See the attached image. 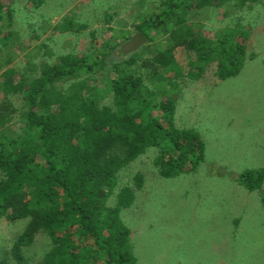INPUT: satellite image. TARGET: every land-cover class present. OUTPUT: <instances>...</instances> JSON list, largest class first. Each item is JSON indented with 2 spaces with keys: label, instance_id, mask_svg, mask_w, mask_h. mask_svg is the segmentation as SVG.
Segmentation results:
<instances>
[{
  "label": "trees",
  "instance_id": "16d2710c",
  "mask_svg": "<svg viewBox=\"0 0 264 264\" xmlns=\"http://www.w3.org/2000/svg\"><path fill=\"white\" fill-rule=\"evenodd\" d=\"M16 1L0 0V56L21 46L18 33L4 28L14 20ZM256 6L264 0H166L136 25L149 43L163 37L153 54L143 46L126 58L110 57L117 48L112 36L93 61L69 53L1 73L0 220H29L11 250L16 264H29L22 249L41 232L51 247L40 264H138L123 220L137 192L121 186L125 171L153 148L162 176L197 171L206 143L196 128L178 127L183 92H176L213 67L221 80L237 77L249 56L250 24L237 21L209 37L189 15L212 7L230 17ZM74 21L69 17L59 30L86 27ZM179 47L186 49V68L176 58ZM105 70L113 78L103 89L97 83ZM133 179L142 188V173ZM236 181L257 192L264 207V167L245 169Z\"/></svg>",
  "mask_w": 264,
  "mask_h": 264
},
{
  "label": "rangeland",
  "instance_id": "374dc122",
  "mask_svg": "<svg viewBox=\"0 0 264 264\" xmlns=\"http://www.w3.org/2000/svg\"><path fill=\"white\" fill-rule=\"evenodd\" d=\"M165 1L17 0L14 20L4 28L18 33L21 46L16 43L13 55L5 50L0 56L5 64L0 75L10 67L23 70L43 61L53 63L69 53L93 61L105 37L113 36L112 43L120 46L138 32L142 17L154 16ZM224 12L211 7L189 17L209 37L237 21L250 24L245 67L227 80L217 78L210 68L176 92H183L176 123L201 133L205 160L195 172L164 177L152 164L158 153L153 148L134 160L122 178L121 186L132 185L137 192L123 220L132 230L138 264H264V207L257 192L236 181L243 170L264 167V6L230 17ZM69 17L86 27L59 30ZM161 38L147 42L145 52L153 54L154 44L164 42ZM175 55L186 68V49L177 48ZM100 75L97 84L108 88L113 74L105 70ZM18 126L15 120L13 128ZM138 171L144 177L142 188L133 179ZM28 221L0 220V264H16L11 250ZM50 247L49 237L41 232L22 253L29 264H40Z\"/></svg>",
  "mask_w": 264,
  "mask_h": 264
},
{
  "label": "water",
  "instance_id": "95a60500",
  "mask_svg": "<svg viewBox=\"0 0 264 264\" xmlns=\"http://www.w3.org/2000/svg\"><path fill=\"white\" fill-rule=\"evenodd\" d=\"M147 39L140 32H136L130 39L123 42L115 50L111 52L110 57L119 59L120 57H128L132 53L140 50L146 43Z\"/></svg>",
  "mask_w": 264,
  "mask_h": 264
}]
</instances>
